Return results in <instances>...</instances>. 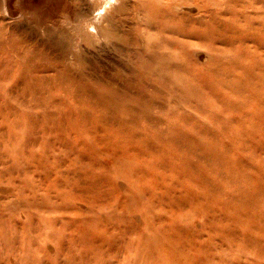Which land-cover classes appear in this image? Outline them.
Instances as JSON below:
<instances>
[{"label": "rangeland", "instance_id": "1", "mask_svg": "<svg viewBox=\"0 0 264 264\" xmlns=\"http://www.w3.org/2000/svg\"><path fill=\"white\" fill-rule=\"evenodd\" d=\"M104 1L0 0V264H264V0Z\"/></svg>", "mask_w": 264, "mask_h": 264}, {"label": "bare ground", "instance_id": "2", "mask_svg": "<svg viewBox=\"0 0 264 264\" xmlns=\"http://www.w3.org/2000/svg\"><path fill=\"white\" fill-rule=\"evenodd\" d=\"M7 2V4L9 5L10 2H8V0H5ZM14 2L11 3L12 6H16L17 13L16 14H20L22 16H33L36 15L38 13H44L46 14L48 11V8L50 5H52L53 3L56 4H61L62 0H13ZM115 1L118 0H105L101 6L98 8L96 6H93L91 4H86L87 7L81 12V15L86 16L88 18L87 20V25H86V29L84 31L85 33V37H90L91 33L89 29L93 28V32L96 33L98 35L99 38L102 37H109L108 35L112 36V32L118 31L116 28V25H114V23L112 22H107V20L105 19V17H107V14L109 13L110 8H112V5ZM124 1V0H123ZM4 2V1H3ZM127 2V1H126ZM58 5V6H60ZM65 2H63V9L64 10L66 7L64 6ZM57 8H60L58 7ZM122 6V4H121ZM125 6V5H124ZM8 8V7H7ZM14 8V7H11ZM127 8V7H126ZM125 8V9H126ZM182 9H187L188 6L185 7H181ZM120 9V8H119ZM123 9V8H122ZM193 9V8H191ZM4 10V9H2ZM12 10V9H11ZM22 10V11H21ZM51 10V9H50ZM60 10V9H59ZM73 11V10H72ZM119 11V10H118ZM122 11V10H121ZM57 12V11H56ZM63 12V11H62ZM97 12V13H96ZM113 12V11H112ZM65 13V11L63 12ZM96 13V14H95ZM7 14V12H6ZM90 14H92V17L90 18ZM117 14V12H116ZM4 15V14H2ZM53 15V14H52ZM115 15V14H114ZM21 16V17H22ZM116 16V15H115ZM16 17V16H15ZM51 17V16H50ZM114 17V16H113ZM10 18V17H9ZM14 19V18H13ZM18 19V18H17ZM26 19V18H25ZM112 19V18H111ZM37 21V19H36ZM35 21V22H36ZM43 21V20H42ZM38 22V21H37ZM86 22V21H85ZM20 23V22H19ZM22 23V22H21ZM54 23V22H53ZM98 23L100 24V26H97ZM112 23V24H111ZM15 24V23H14ZM37 24V23H36ZM18 25V24H17ZM20 25V24H19ZM30 26V25H29ZM26 27V26H25ZM38 27V26H37ZM35 28V27H34ZM48 28V27H47ZM53 28V27H52ZM51 28V29H52ZM68 28V27H67ZM85 28V27H84ZM38 29V28H37ZM31 30V29H30ZM40 30V29H39ZM60 30V29H58ZM31 32V31H30ZM49 32V31H48ZM65 34V33H64ZM52 35V34H51ZM54 35V34H53ZM89 35V36H88ZM39 36V35H38ZM50 36V35H49ZM67 36V35H66ZM70 36V35H69ZM33 37V36H32ZM54 37L56 38V36L54 35ZM60 38V37H59ZM62 38V37H61ZM55 40V39H54ZM68 40V39H67ZM104 41V40H103ZM57 42V41H56ZM72 43V41H71ZM111 43V42H110ZM96 44V43H95ZM106 44V43H105ZM115 45V44H114ZM98 46V45H97ZM100 48V47H97ZM80 49V47H79ZM84 49V48H83ZM71 50V49H70ZM72 51V50H71ZM105 51V50H104ZM103 52V51H102ZM91 53V52H90ZM102 54V53H101ZM196 55V54H195ZM69 56V55H68ZM96 56V53H95ZM198 57L200 56V54L197 55ZM71 58V57H70ZM84 58V57H83ZM79 63V62H78ZM71 68V67H70ZM134 129L138 130L137 126H132ZM119 183V182H118ZM121 186V185H120ZM124 186V185H123ZM122 187V186H121ZM49 245V244H48ZM48 247V246H47Z\"/></svg>", "mask_w": 264, "mask_h": 264}]
</instances>
